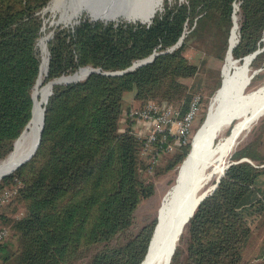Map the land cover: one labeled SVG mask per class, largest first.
Returning <instances> with one entry per match:
<instances>
[{
  "label": "trees",
  "instance_id": "obj_1",
  "mask_svg": "<svg viewBox=\"0 0 264 264\" xmlns=\"http://www.w3.org/2000/svg\"><path fill=\"white\" fill-rule=\"evenodd\" d=\"M49 2L0 0V159L31 118L42 56V10ZM236 2L240 18L232 56L241 59L263 46L264 0H163L149 24L82 17L53 27L46 81L82 66L99 71L52 85L39 147L0 179V195L15 190L0 204V226L8 230L0 241V264H140L155 220L138 225L136 208L154 193L150 177L183 161L192 134L151 164L142 157L144 140L131 131L134 120L126 110L133 103L165 100L184 114L198 93L186 79L199 71L185 50L192 47L221 61ZM183 33L181 44L171 49ZM155 51L150 62L132 70L104 73L125 69ZM249 64L264 66V48ZM126 91H134L128 104ZM263 133L264 118L255 136L231 155V161H250L230 164L214 191L199 202L169 264H256L262 252L254 250L251 237L254 220L264 212Z\"/></svg>",
  "mask_w": 264,
  "mask_h": 264
},
{
  "label": "bare ground",
  "instance_id": "obj_2",
  "mask_svg": "<svg viewBox=\"0 0 264 264\" xmlns=\"http://www.w3.org/2000/svg\"><path fill=\"white\" fill-rule=\"evenodd\" d=\"M161 2L162 0H51L47 10L59 12L60 20L66 23L83 11H87L93 19L106 22L120 19L139 21L146 20ZM233 14L228 45L238 39L236 3ZM48 37L49 34L44 35L39 41L42 59L33 90L32 117L15 142L13 151L6 159L0 160V174L14 166L35 146L42 106L49 91L48 81L43 85L47 75ZM262 38L264 39V33ZM250 62L249 56L234 60L229 52L226 53L222 82L211 98L204 121L192 137L190 150L178 167L175 182L162 199L159 220L141 264L165 262L173 241L176 246L183 223L195 209L200 197L212 189L215 180L224 170L226 156L236 144L239 134L264 113V83L249 89Z\"/></svg>",
  "mask_w": 264,
  "mask_h": 264
},
{
  "label": "rangeland",
  "instance_id": "obj_3",
  "mask_svg": "<svg viewBox=\"0 0 264 264\" xmlns=\"http://www.w3.org/2000/svg\"><path fill=\"white\" fill-rule=\"evenodd\" d=\"M236 4L239 6V2H236ZM238 9H239V7H237V11H238ZM42 14L44 15V19H45V24H44L42 36L48 35V34L50 35V33L53 30V27L57 26L54 23H51V21H56L59 18L60 14H59V12H55V11L53 12L50 10H47V11L43 12ZM237 16L239 19L240 18L239 13H237ZM82 17H88L89 18L88 12L83 11L79 16L72 19L71 23L68 25L74 24L73 21H78ZM119 21H126V19H120V20H118V22ZM113 22H116V21H113ZM60 24L63 25V23H61V22L58 25H60ZM262 37H263V35H262ZM228 43H229V41H228ZM40 52H41V48H40ZM185 54L187 55V57L190 59L191 62L196 63V64L198 63V67H199L198 73L196 75H194L193 77L186 79V81L188 84H190V85L192 84L191 88L196 89V91L198 93H195V94H199V96L202 95V99H203L200 102L199 111H198L197 116H196V121L193 124L194 130H193L192 136L190 135L191 137H193L195 131L198 129V127L204 121L203 119H205V116L208 112L209 104H210V101H211V98H212L214 92L216 91V89L221 84L222 67H223V63L225 61V55L226 54L224 55V57L222 58L221 61L211 59L210 55L203 54V52L198 53V51H196L192 47L187 48L185 50ZM202 55L206 56L205 62L200 63V61L202 59L204 60V57H202ZM41 59H42V56H41ZM254 69H256V70L258 69V71L251 78L250 84H249V89H253V88L257 87L258 85H261L262 83H264V66L255 67V68H252L250 66L251 73ZM46 83H47V81L45 79L43 85ZM198 84H200V85L196 86ZM34 89H35V87L33 88V90ZM133 93H134V91H126L123 93V100H124L125 104H128L132 101ZM163 102H167V101H165V100L157 101V103H163ZM137 104L138 103H133L132 107H138L139 105H137ZM205 105H206V109H205V112L202 114L203 110H201V108L204 107ZM122 117H123V115H122ZM263 118H264V113L261 116H259L257 119H255V121H253L249 125V127L245 128L239 134V137L237 139L236 144L234 145V147L230 150V152L226 156V163L231 161V155L236 148L243 146L245 143L250 141L255 136ZM121 121H122V118H120V122ZM139 129H140V126L138 125V123L134 122L132 124L131 131H133V133H135L137 135V137H139V135H138V133L140 131ZM226 132H228V130ZM261 140H262V145H261L260 149H261L262 153L264 154V133L261 137ZM191 142H192V139H191ZM171 151H173V150H171ZM141 154H142V157H144V156H146L147 151L143 149V151L141 150ZM179 165L176 167L177 170L175 168L169 172L161 174L158 177H152V176L150 177V179L154 183V193L150 197L142 199L141 202L139 203V205L137 206L136 211H135V216H136V222L138 223V225H140L141 223L150 224L154 220H155V224H156L157 212H159L158 209L160 208V205H161V202H162V199H163L165 193L172 186V184L175 182V178L177 175ZM8 190H13V189H8ZM16 211L17 212L20 211V206L17 207ZM16 211H14L15 214H16ZM252 230H253V234L251 237L252 247L254 248V250L257 253H259V251H260V254H261V252H262L261 257L258 258V256H257L258 259L255 260V262H256V264H264V212L262 214H260L254 220V223L252 224ZM182 246H184V244ZM252 249H250L249 254L253 255Z\"/></svg>",
  "mask_w": 264,
  "mask_h": 264
},
{
  "label": "built area",
  "instance_id": "obj_4",
  "mask_svg": "<svg viewBox=\"0 0 264 264\" xmlns=\"http://www.w3.org/2000/svg\"><path fill=\"white\" fill-rule=\"evenodd\" d=\"M200 96L194 94L184 114L168 102L147 101L138 107H129L126 114L140 126L139 137L144 140L143 149L151 164L156 163L162 151H171L177 143H185L193 131V124L199 111ZM158 144L155 149L152 145ZM15 190H6L0 195V204ZM8 235V230L0 226V241Z\"/></svg>",
  "mask_w": 264,
  "mask_h": 264
},
{
  "label": "water",
  "instance_id": "obj_5",
  "mask_svg": "<svg viewBox=\"0 0 264 264\" xmlns=\"http://www.w3.org/2000/svg\"><path fill=\"white\" fill-rule=\"evenodd\" d=\"M50 1H51V0H50ZM162 2H163V0H162ZM162 2L159 4V6H158L156 9H154V10L152 11V13L149 15V17H148L146 20H139V21L142 22V23H148V24H149V23L151 22V20H152V17H153L154 14H155V12H156L159 8H161ZM49 3H50V2H49ZM49 3H48V4H49ZM47 6H48V5H46V6L43 8L42 13L45 12V11H47ZM237 7H238V5H237ZM233 12H234V9H233ZM233 18H234V14H232V19H233ZM89 19H90V20H94V21L98 20V19H93V18H91V17H89ZM101 21L106 22V21H104V20H101ZM126 21H130V20H126ZM131 21L135 22V20H131ZM60 22L63 23V25H68V24L71 23V22H67V23H66V22L60 20V18H58L56 21H51V23H54L55 25H58ZM73 22L75 23V22H77V21H73ZM117 22H118V21H116L115 23H117ZM42 28H44V26H43ZM230 31H231V30H230ZM51 36H52V32L50 33L49 37L47 38V41L49 40V38H50ZM184 36H185V33H183V34L181 35V37L179 38V40L177 41V43H176L174 46H172L171 49H172V48H175V47H177L179 44H181V42H182ZM228 41H229V38H228ZM237 42H238V39H237L236 42L233 43L232 45H228V48H227V50H226V53L229 52V53L231 54V56H232V49H233V47L236 45ZM261 42L263 43V46H262V47H259V48H257L256 50H254L253 52H251V53H249L248 55H246V56H249V62L254 58V56H255L258 52H260V51L264 48V39H263V38H261ZM46 48H47V43H46ZM40 53H41V52H40ZM158 53H159L158 51H155V52H153L152 54H150L148 57H145V58H143V59H140V60H138V61L133 62L130 66H128V67L125 68V69L117 70V71H106V72H104V73H106V74H111V75H115V74H121V73H123V72H125V71H128V70H132V69H134V68H136V67H138V66H140V65H142V64H145V63H147V62H150V61L154 58V56L157 55ZM242 58H243V57H242ZM48 60H49V51H48V48H47V65H46V71H45V74H47V71H48ZM234 60H239V58H234ZM40 64H41V63H40ZM39 71H40V69H39ZM93 71H99V68H94V67H91V66H82V67L78 68L76 71H74L73 73H70V74H63V75H61V76H59V77H57V78H54V79H51V80L48 81V84H49V91H48V93H47V95H46V97H45V101H44L43 106H42L41 123H40L39 129H38L37 140H36L35 146L31 149V151H30L26 156H24L23 158H21V159H20V160L14 165V166H12L10 169H7L6 171H3V172L0 174V179L3 178V177H5V176H7V175H9L11 172H13L15 169H17L20 165H22V164L25 163L27 160H29V159L33 156V154L36 152L37 148L39 147L40 138H41V132H42L43 125H44V110H45V103L47 102L48 96H49V95L51 94V92H52V85L55 84V83H61V82H63V83H68V82L78 81V80H80V79L86 77L90 72H93ZM257 71H258V69H257V70L254 69V70L252 71V73H251V78L253 77V75H254ZM79 72H81V73H80L78 76H75V74H78ZM36 81H37V80H36ZM221 82H222V79H221ZM35 84H36V82H35ZM35 84H34V86H35ZM32 99H33V90H32ZM33 102H34V99H33ZM32 112H33V107H32ZM31 117H32V114H31ZM30 119H31V118H30ZM30 119H29V120H30ZM28 122H29V121H28ZM27 124H28V123H27ZM27 124L25 125V128L27 127ZM25 128L23 129V131L25 130ZM23 131L20 133V135L17 137V139L22 135ZM17 139L15 140V142L17 141ZM15 142H14V144H13V148H12V150H11L10 152H8L7 155H6L4 158H2V159H6V158L10 155V153L13 151V149H14V147H15ZM0 160H1V159H0ZM241 160H247V161H250L247 157H241V158L238 159V160H233V161H229V162H227V164H226L224 170L221 172V174H219V176H218L217 179L215 180L212 189H210V191H209L208 193H205L203 196L200 197V199H199L197 205L199 204V202H200L204 197H206L207 195L211 194V193L214 191V189L216 188V186H217V184H218V182H219V180H220V177L223 175L225 169H226L230 164L235 163V162H237V161H241ZM197 205H196V206H197ZM195 208H196V207H195ZM194 210H195V209H194ZM194 210L191 212V214H190V216L187 218V220L183 223V226H185V224L187 223V221L191 218V216H192ZM158 211H159V209H158ZM158 220H159V214H158V212H157L156 224H155V226H154L153 233H154L155 228H156V226H157V222H158ZM181 232H182V228H181V230L179 231V233H181ZM153 233H152V236H153ZM152 236H151V239H150V242H149V245H148L147 251H148V249H149V246H150V243H151V240H152ZM177 238H178V236L176 235V239H177ZM175 243H176V240H175ZM175 247H176V246H175L174 241H173V242H172V247H171V249H170V251H169V254L167 255V258H166V260H165V262H164L163 264H169V262H170V260H171V256H172V254H173V252H174ZM146 254H147V252H146ZM146 254L144 255L143 259L145 258ZM143 259H142V261H143ZM142 261H141V262H142ZM141 262H140V264H141Z\"/></svg>",
  "mask_w": 264,
  "mask_h": 264
}]
</instances>
